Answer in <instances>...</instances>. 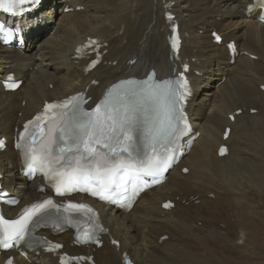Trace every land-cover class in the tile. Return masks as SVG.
Wrapping results in <instances>:
<instances>
[{
    "label": "bare ground",
    "instance_id": "1",
    "mask_svg": "<svg viewBox=\"0 0 264 264\" xmlns=\"http://www.w3.org/2000/svg\"><path fill=\"white\" fill-rule=\"evenodd\" d=\"M250 3L45 0L30 16L11 21L24 31L25 43L22 49L11 51L0 45V138L9 139L8 148L0 152V175L4 187L21 200L15 213L50 195L48 190L38 191L39 180L28 182L20 173L21 157L13 149L16 129L44 101L84 91L95 103L119 79L143 77L151 69L162 79L173 76L185 62L191 66L193 80L188 112L200 137L165 183L147 191L129 213L98 204L109 234L103 247L90 254L95 264H123L124 253L135 264H247L239 251L254 245L255 231L248 227L245 215L254 213L256 207L241 194L240 179L246 175L258 178L264 162L259 148L252 152V139L264 140V25L257 21V8L249 9ZM171 4L183 39L180 62L172 60L168 44L170 27L165 13ZM70 7L73 12H66ZM215 30L222 34V44L213 43L210 34ZM89 36L106 43L107 53L100 66L86 73L87 61L75 55L76 46ZM234 40L239 51L256 54L257 59L239 54L233 64L227 43ZM8 73L23 80L16 92H6L1 85ZM254 108L257 112L251 115ZM237 109L242 113L230 122L228 115ZM227 125L231 132L224 141ZM222 143L228 145L229 154L224 157L217 154ZM167 199L175 202L171 210L162 208ZM46 235L63 242L64 251L81 252L72 246L71 232L58 238ZM10 254L16 255L17 264H57L56 258L43 251L29 254L28 260L15 252L0 254V264Z\"/></svg>",
    "mask_w": 264,
    "mask_h": 264
},
{
    "label": "snow or ice",
    "instance_id": "2",
    "mask_svg": "<svg viewBox=\"0 0 264 264\" xmlns=\"http://www.w3.org/2000/svg\"><path fill=\"white\" fill-rule=\"evenodd\" d=\"M14 2L23 3L24 0H14ZM9 10H11L9 8ZM0 29H3V25H0ZM219 39V37H217ZM167 84V82H165ZM178 88H150L149 93L153 96H157L166 109L165 120L160 123L159 127H146V137L155 139L156 135L164 134L168 129L173 127V121L183 119V115H176L179 112L180 103L183 101L187 91L184 84L180 81L176 82ZM130 91H124V97H129ZM131 95L136 93L131 92ZM116 103L120 104L119 108H116ZM57 107L54 104L46 105V113ZM61 108H67L68 105L61 104ZM115 108V111L113 109ZM105 109L107 112V123L101 122L95 113L82 112L78 104H72L69 111L72 116L69 122H66L65 128L59 129L60 136L56 143L62 144L57 156L52 157L49 161H40V171H46L51 174V178L56 180L57 191L60 192L61 188L66 190H72L65 184L64 178L71 177V184L74 188L81 183L87 184L90 179H96L99 173L113 172L123 165L116 164L112 167L106 166V161L103 160L101 153L97 150L98 145L107 149L111 153L119 154V152H128L129 148H132L134 143V137L128 133L138 127L137 120L134 116V110L130 106H126L123 100L118 96L116 101H106ZM99 112V107L96 109ZM67 113H62V116H66ZM36 120H40V116L36 117ZM29 123H32L31 121ZM107 139L108 142L104 143L103 140ZM3 145V141H0V146ZM115 145V147H113ZM119 149V152H118ZM135 150V149H133ZM223 151V150H222ZM67 153V155H65ZM100 157V159H97ZM33 162H36L37 157H32ZM81 160H96V166L94 170L87 169L81 166ZM58 165V168L53 167ZM167 161H161L159 158H153L144 165L143 171H146L149 176H155L159 171H162L164 167H167ZM29 169H33V163L28 164ZM67 169L68 171H65ZM34 170V169H33ZM187 171V169H185ZM60 194H63L62 192ZM99 194V193H94ZM107 198V197H105ZM170 204H165V207H170ZM69 207L74 210L85 209L87 206L84 204L70 203ZM57 208L51 199L44 200L31 205L23 215L18 219L5 220L3 216H0V224H3L5 233V242L7 239H19L23 240L28 234L29 225L38 226L42 221L52 219L51 209ZM65 222H70L67 217L63 218ZM61 217L57 215L52 219L53 224L58 228L60 227L59 221ZM92 235L85 232L81 238V242L87 243L92 239ZM7 246V244H6ZM54 248H60L61 245L55 244ZM11 264V261H9Z\"/></svg>",
    "mask_w": 264,
    "mask_h": 264
},
{
    "label": "rangeland",
    "instance_id": "3",
    "mask_svg": "<svg viewBox=\"0 0 264 264\" xmlns=\"http://www.w3.org/2000/svg\"><path fill=\"white\" fill-rule=\"evenodd\" d=\"M70 11L73 12V9H71ZM256 140L257 138L252 139V144L255 142L252 145L254 146V148H252V152H258L257 148H259V151H262L261 153L264 155V140H259L257 142ZM239 145L242 144L240 143ZM261 166L263 168V171L260 172L261 174L258 177L259 179L254 178L250 175H246L243 179H240L242 180L241 184L243 187L240 186V189L236 187L241 191L243 197L251 202L252 206L256 207L254 213H250L251 215L247 213L245 215L247 216L246 222L248 224V227L255 231V233L252 235L253 242L251 241L254 245H250L249 247L239 251V255H241L242 258L246 256L243 259L247 261V264H264V162H262ZM207 178L208 177L206 176L204 177L205 180ZM239 255L236 254L235 257L237 258L239 257Z\"/></svg>",
    "mask_w": 264,
    "mask_h": 264
}]
</instances>
